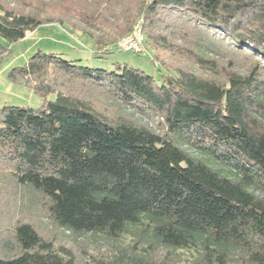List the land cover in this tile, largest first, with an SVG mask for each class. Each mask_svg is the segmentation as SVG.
I'll return each mask as SVG.
<instances>
[{"label":"trees","instance_id":"obj_1","mask_svg":"<svg viewBox=\"0 0 264 264\" xmlns=\"http://www.w3.org/2000/svg\"><path fill=\"white\" fill-rule=\"evenodd\" d=\"M50 1L55 15L0 0V41L65 25L107 55L142 20L149 47L180 51L195 71L157 61L155 78L40 51L13 68L9 80L43 105L0 109V170L12 186L44 206L55 231L117 241L135 228L148 247L79 257L22 222L0 264H264V0ZM172 34L186 45H169ZM8 52L0 42V60Z\"/></svg>","mask_w":264,"mask_h":264},{"label":"rangeland","instance_id":"obj_2","mask_svg":"<svg viewBox=\"0 0 264 264\" xmlns=\"http://www.w3.org/2000/svg\"><path fill=\"white\" fill-rule=\"evenodd\" d=\"M1 1L10 8L19 9L24 13L39 15H55L56 13V8L52 9L49 7L50 0H19V3L15 0ZM50 8L51 12L47 13ZM164 33L165 35H169L171 32L164 31ZM176 35L172 34L174 37L167 36L169 45H174L175 48L181 47L178 45H186L181 36L178 37ZM209 38L221 40V36L217 33H209ZM0 42L9 51L0 60V109L3 106H19L33 109L42 107L43 100L31 88L24 84L12 83L9 80L10 71L13 68L24 66L37 51L55 54L71 62L80 61L81 65L93 69L111 70L114 65H126L144 71L155 78L160 74L158 69H161L158 62L164 70L169 66L195 71L190 61L180 54V51L166 49L159 44L155 47H149L145 39L139 53L119 52L116 49L117 52H111L107 55H97L93 39L82 31L70 29L65 25L62 27L57 24L40 26L28 33L24 39L11 45L2 40ZM54 98L55 96L51 95L48 97V100H54ZM112 111L115 113L114 109ZM134 115L139 122L146 123L153 129H158L156 117H148L138 112ZM209 163L215 168L221 166L217 162ZM222 168L226 172L227 169L225 167ZM5 171L0 170L1 256L12 255V242L9 238L10 230L15 224L22 222L33 224L43 235L53 237L57 245L71 247L79 257L81 255H93L95 257L109 258V256L113 257V255L118 256L125 253L133 246L136 247V251L138 252H142V248L148 247L144 242L139 243L136 235L138 230L135 228H130L117 241H109L102 237H92L89 235L74 238L67 233L55 231L46 218L44 206L40 202L34 205L28 203L26 191L12 186L10 177ZM148 251L151 252L152 250L148 249ZM155 251L156 257L161 259L163 255L161 254L162 250L155 249ZM180 254H182L183 259H186V261L191 259L186 252Z\"/></svg>","mask_w":264,"mask_h":264},{"label":"built area","instance_id":"obj_3","mask_svg":"<svg viewBox=\"0 0 264 264\" xmlns=\"http://www.w3.org/2000/svg\"><path fill=\"white\" fill-rule=\"evenodd\" d=\"M144 42L142 20H139L133 29L116 43L119 52L139 53Z\"/></svg>","mask_w":264,"mask_h":264}]
</instances>
